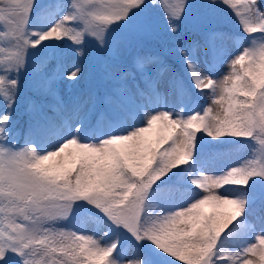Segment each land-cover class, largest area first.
Here are the masks:
<instances>
[{"label":"snow or ice","instance_id":"snow-or-ice-1","mask_svg":"<svg viewBox=\"0 0 264 264\" xmlns=\"http://www.w3.org/2000/svg\"><path fill=\"white\" fill-rule=\"evenodd\" d=\"M0 264H264V0H0Z\"/></svg>","mask_w":264,"mask_h":264},{"label":"trees","instance_id":"trees-1","mask_svg":"<svg viewBox=\"0 0 264 264\" xmlns=\"http://www.w3.org/2000/svg\"><path fill=\"white\" fill-rule=\"evenodd\" d=\"M214 29L221 31V30H228L230 33L234 34L236 29L235 25L231 19L230 16L221 14L211 25ZM180 39L184 41L188 40H197L199 39V35L197 33H194L190 30H185L184 33H182ZM171 46V41L167 40H156L153 41L149 47L154 50L155 52H158L161 55H167L166 49ZM88 61H85V65H88ZM90 62V61H89ZM98 80V74L95 72H90L89 79H86L85 81H82L79 86H77L74 89H71L68 94L69 95H79L82 92L86 91L91 85L96 83ZM27 95V94H26ZM27 117L24 116L21 123L23 124V121L26 120ZM21 143H23V139H21Z\"/></svg>","mask_w":264,"mask_h":264},{"label":"rangeland","instance_id":"rangeland-1","mask_svg":"<svg viewBox=\"0 0 264 264\" xmlns=\"http://www.w3.org/2000/svg\"><path fill=\"white\" fill-rule=\"evenodd\" d=\"M40 2H43V0H40ZM220 32H224V33H229V34H232V33H230L228 30L226 31V30H221ZM242 42H240V41H238L237 39H235V38H233V39H229V40H227V41H225V47L227 48V49H229L230 51H232V50H235V48L236 47H238V46H240V44H241ZM154 51V50H153ZM88 64L90 63L89 61L87 62ZM227 70V67L226 66H221L220 68H219V72L222 74L224 71H226ZM62 88H63V86H62ZM64 91L65 92H69V90H67V89H64Z\"/></svg>","mask_w":264,"mask_h":264}]
</instances>
